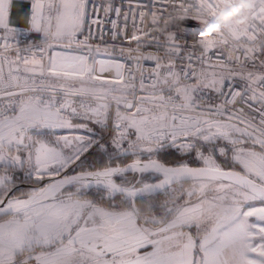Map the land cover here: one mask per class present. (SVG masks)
<instances>
[{"label": "snow or ice", "instance_id": "6c2138e0", "mask_svg": "<svg viewBox=\"0 0 264 264\" xmlns=\"http://www.w3.org/2000/svg\"><path fill=\"white\" fill-rule=\"evenodd\" d=\"M0 264H264V0H0Z\"/></svg>", "mask_w": 264, "mask_h": 264}, {"label": "built area", "instance_id": "2783aa9c", "mask_svg": "<svg viewBox=\"0 0 264 264\" xmlns=\"http://www.w3.org/2000/svg\"><path fill=\"white\" fill-rule=\"evenodd\" d=\"M117 3H119V0H117Z\"/></svg>", "mask_w": 264, "mask_h": 264}]
</instances>
